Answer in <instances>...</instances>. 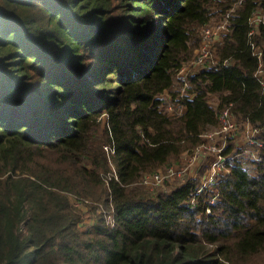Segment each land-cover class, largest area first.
I'll return each instance as SVG.
<instances>
[{
  "label": "trees",
  "instance_id": "1",
  "mask_svg": "<svg viewBox=\"0 0 264 264\" xmlns=\"http://www.w3.org/2000/svg\"><path fill=\"white\" fill-rule=\"evenodd\" d=\"M238 1L0 0V264H264V131L252 176L232 160L213 192L197 193L203 170L169 193L139 185L194 152L221 110L264 125V23L249 24L264 0L232 11L185 114L160 108ZM70 196L114 227L104 210L84 226Z\"/></svg>",
  "mask_w": 264,
  "mask_h": 264
},
{
  "label": "built area",
  "instance_id": "2",
  "mask_svg": "<svg viewBox=\"0 0 264 264\" xmlns=\"http://www.w3.org/2000/svg\"><path fill=\"white\" fill-rule=\"evenodd\" d=\"M242 2L243 0H239L234 4L232 9L221 17L222 20L218 19V17L216 19L212 18L213 20L211 19L203 28L200 46L196 51V56L182 64L181 69L177 73V77L173 81L172 88L173 91L176 92V96L171 97L168 93H164L159 97L161 102L160 108L168 118L176 119L185 114L186 107L182 101L186 98L192 99L193 97V94L189 91L192 88V83L189 80L191 72H196L210 64L213 66L221 64L216 53V46L218 44L221 45L224 37L229 33L231 29V13L241 6ZM263 23L264 13L259 7H256L249 19V24L252 28L254 27V29H256L259 24ZM253 31H251L250 35L253 34ZM227 64V61H224L222 66L226 67ZM170 104L176 106L174 110L169 107ZM210 104L213 108H217L219 99L217 97H212ZM218 119L220 123L219 126L203 134V143L191 154H183L180 165L167 166L157 170L155 173L145 175L139 185L146 191H149L148 189L152 191L155 187L163 186L165 183L169 184L174 181L182 182L188 178L187 176L192 172L193 168L191 167L197 165L199 161L201 162V166L197 169L196 174L199 176L201 169L204 173L199 178L200 184L197 187V193L204 189L213 192L214 185L229 174L227 164L232 160L241 162L243 170L251 176L254 175L255 163L261 160L259 155V148L262 145L259 141L261 132L258 133L256 129H252L247 123L249 122L248 120L246 121L240 116L232 115L228 108L219 111ZM238 122L245 123V125L243 124L246 129L245 140L240 138L239 142L234 143L233 139L236 137L235 135H231V132L237 128ZM261 127H263L264 131V125ZM229 140V143H233V149H235V151H232V149L228 155H224V151L229 145L227 144ZM105 149L107 150V146H105ZM110 168L111 172L115 171L112 162H110ZM109 176L112 175L109 174ZM105 185L107 186V184ZM216 198L217 194L210 200V203H214ZM84 203L87 204L89 202L84 201ZM209 213L210 211L207 210V214ZM108 215L112 219L110 222L107 220L106 222L110 224L111 227H114L113 217L110 213H108Z\"/></svg>",
  "mask_w": 264,
  "mask_h": 264
},
{
  "label": "rangeland",
  "instance_id": "3",
  "mask_svg": "<svg viewBox=\"0 0 264 264\" xmlns=\"http://www.w3.org/2000/svg\"><path fill=\"white\" fill-rule=\"evenodd\" d=\"M213 2H216V1H218V0H212ZM216 11V10H215ZM217 12V11H216ZM223 15H216L215 17H213V19H216L217 17H218V19H221V17H222ZM212 19V18H211ZM212 19V20H213ZM222 20V19H221ZM218 23V22H217ZM223 43V42H222ZM219 45V44H218ZM222 45V44H221ZM221 45H219V46H221ZM209 49H210V47H209ZM195 54H196V52H195ZM187 61H189V60H187ZM187 61H185V62H187ZM176 77H177V74H176ZM210 101H212V97L210 98ZM166 106H167V104H166ZM169 107L172 109V110H174V107H176V106H173L172 104H170L169 105ZM164 108H165V106H164ZM239 124H238V126H237V128L236 129H234V130H232V132H231V135H235V137L236 138H234L233 139V142L234 143H237V142H239V140H240V138L241 137H245V127H244V125H245V123H242V122H238ZM248 124H249V126L252 128V129H256L257 131H258V133H260L261 131H263V127H258V125L256 126V125H253V124H251V123H249V122H247ZM244 124V125H243ZM260 141V140H259ZM229 142H230V140L228 141V143L227 144H229ZM233 144V143H232ZM234 146V145H233ZM261 148V147H260ZM260 148H259V152H260ZM232 151H235V149H233ZM182 158V157H181ZM209 161H210V158H209ZM248 162H250V161H248ZM180 163H181V161H180ZM174 165V164H173ZM176 166L177 165H180V164H175ZM113 166V165H112ZM201 166V162H199L197 165H194V166H192L191 168H193V170H196V169H198L199 167ZM113 168H114V166H113ZM164 168V167H163ZM160 169H162V168H160ZM183 182V181H182ZM179 183H181V182H178V181H174V182H171V183H169V184H167V183H165V185H163V186H159V187H155L152 191L150 190V189H148L149 191V193H154V194H163V193H169L174 187H176ZM70 198V202L75 206V207H78L79 209H80V212H81V214H82V217H83V225L84 226H90L92 223H93V221H95L96 220V217H97V215H98V213L97 212H99V211H103V215L104 216H106V220L108 221V222H110L111 221V217H109V215H108V213H110V211H109V209L106 207V206H104L103 204H99L98 205V210L96 211V213H91L90 212V208H91V206L92 205H96L95 203H91V201H88L89 203H91V204H86V203H82L80 200H78V198L77 197H72V196H70L69 197ZM77 202H79V203H77Z\"/></svg>",
  "mask_w": 264,
  "mask_h": 264
},
{
  "label": "crops",
  "instance_id": "4",
  "mask_svg": "<svg viewBox=\"0 0 264 264\" xmlns=\"http://www.w3.org/2000/svg\"><path fill=\"white\" fill-rule=\"evenodd\" d=\"M241 139L243 140H245V137H241ZM200 162V161H199ZM198 162V163H199ZM202 170V169H201ZM196 171H197V169L196 170H192V172H190V174L187 176L188 178H196L197 176H198V174H196ZM187 179V178H186Z\"/></svg>",
  "mask_w": 264,
  "mask_h": 264
}]
</instances>
